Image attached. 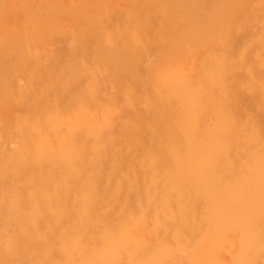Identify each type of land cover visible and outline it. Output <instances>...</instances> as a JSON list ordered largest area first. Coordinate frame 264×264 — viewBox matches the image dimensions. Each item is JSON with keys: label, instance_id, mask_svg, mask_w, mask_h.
Segmentation results:
<instances>
[{"label": "rangeland", "instance_id": "1", "mask_svg": "<svg viewBox=\"0 0 264 264\" xmlns=\"http://www.w3.org/2000/svg\"><path fill=\"white\" fill-rule=\"evenodd\" d=\"M262 8L258 0H0V264H93L116 241L126 264L158 256L161 264H264ZM170 73L188 79L194 95L188 135ZM108 103L119 104L112 137L102 132ZM134 106L158 128L136 163L120 135L141 140L125 130ZM91 122L100 126L93 133ZM69 143L75 163L57 156ZM44 146L51 156L37 160ZM121 154L132 160L116 175L104 156ZM100 166L109 168L108 199L92 216L79 195L50 209L30 192L37 181L53 191L55 177ZM142 171L144 194L129 183L133 207L117 208L115 179ZM82 233L83 250L73 244Z\"/></svg>", "mask_w": 264, "mask_h": 264}, {"label": "bare ground", "instance_id": "2", "mask_svg": "<svg viewBox=\"0 0 264 264\" xmlns=\"http://www.w3.org/2000/svg\"><path fill=\"white\" fill-rule=\"evenodd\" d=\"M141 1V0H140ZM211 1V0H210ZM249 1V0H248ZM256 1V0H255ZM259 3H263V8L262 11H264V0H258ZM148 3V2H147ZM172 3V2H171ZM169 3V4H171ZM143 4V3H142ZM146 4V3H145ZM149 4V3H148ZM147 4V5H148ZM248 4V3H247ZM146 5V6H147ZM163 6V4H161ZM207 5V4H206ZM211 5V4H209ZM213 5V4H212ZM160 6V5H159ZM185 8V7H184ZM213 8V7H212ZM211 8V9H212ZM242 8V7H241ZM144 10V9H143ZM185 10V9H184ZM146 11V10H145ZM148 11V10H147ZM157 12V11H156ZM159 12V11H158ZM174 12V10H173ZM247 12V11H246ZM146 13V12H145ZM148 13V12H147ZM151 13V12H150ZM154 13V11H153ZM244 13V12H243ZM152 15V13H151ZM149 15V16H151ZM154 15V14H153ZM156 15V14H155ZM180 15V14H179ZM190 15V14H189ZM234 16H237V13L234 12L233 13ZM177 17V16H176ZM175 17V18H176ZM147 18V17H146ZM161 18V17H160ZM239 18V17H238ZM153 19V18H152ZM177 19V18H176ZM201 19V18H200ZM223 19H225V15L223 17ZM142 20V19H141ZM148 20V19H147ZM155 20V19H154ZM173 20V19H172ZM171 20V21H172ZM163 21V20H162ZM170 21V22H171ZM201 21V20H200ZM202 22V21H201ZM160 24V23H159ZM164 24V21H163ZM173 24V23H172ZM175 24V23H174ZM136 26V25H135ZM157 26V24H156ZM157 28V27H156ZM166 28V27H165ZM172 28V27H171ZM174 28V26H173ZM210 28V27H209ZM208 28V29H209ZM211 29V28H210ZM236 29V28H235ZM241 29V28H240ZM153 30V29H152ZM162 30V29H161ZM171 30V29H170ZM154 32V31H153ZM158 34V33H156ZM155 35V34H154ZM153 35V36H154ZM185 35V34H184ZM233 35H237L236 32H233ZM93 40V39H92ZM161 40V39H160ZM237 40V39H236ZM149 42V41H148ZM190 42V41H189ZM238 42V41H236ZM171 43V42H170ZM188 43V42H187ZM231 43V42H230ZM181 44V43H180ZM199 44V43H198ZM145 45V44H144ZM167 46V44H166ZM169 46V45H168ZM167 46V47H168ZM178 46V45H177ZM92 47V46H91ZM162 47V46H161ZM180 47V46H179ZM184 47V46H183ZM84 48V47H83ZM143 48V47H142ZM178 49V48H177ZM166 50V49H165ZM180 50H182L180 48ZM179 50V51H180ZM83 51V49H82ZM93 51V50H92ZM157 50H155L156 52ZM159 51V50H158ZM172 51V50H171ZM146 52V50H145ZM177 53V52H175ZM114 54V53H113ZM158 54V53H157ZM156 54V55H157ZM92 55V54H91ZM139 55L140 51H139ZM154 55V53H153ZM236 55V54H234ZM88 56V55H87ZM166 56V55H165ZM155 57V56H154ZM66 58V57H65ZM74 58V57H73ZM156 58V57H155ZM144 61L146 60L145 57L143 56ZM150 59V58H149ZM148 59V60H149ZM154 60V58H153ZM159 60V59H158ZM157 60V61H158ZM62 61L64 62V60L62 59ZM155 61V60H154ZM154 63V62H153ZM40 64V63H39ZM68 64V63H67ZM207 65V64H206ZM158 66V65H157ZM109 67V66H108ZM45 68V67H44ZM47 69V67H46ZM217 69V68H216ZM178 70V69H177ZM179 71V70H178ZM94 72L97 75L96 78V83L95 86L96 89H100V91L102 92V78L99 75L98 70H94ZM149 72V71H148ZM56 75V74H55ZM54 75V77H56ZM129 75V74H128ZM150 75V74H149ZM111 76V75H110ZM127 76V75H126ZM147 76V74H146ZM163 76V75H162ZM95 77V76H94ZM153 77V76H152ZM166 77V76H165ZM171 77V78H170ZM155 78V77H153ZM179 78L177 76V74L175 73H170L169 77H167V81H166V85L169 86L173 92H175L177 95H179L181 101H182V115H181V120L183 118L186 117V120L184 122V126H185V132L186 135H188V132L191 130L190 127V115L193 111V107H194V95L193 93L190 91V83L188 81V79L185 80H181V82L179 83L178 79ZM98 79V81H97ZM143 79V78H142ZM146 80V79H145ZM174 80V81H173ZM86 81V80H85ZM144 81V80H143ZM173 81V82H172ZM123 82V81H122ZM152 83V82H151ZM108 84L111 86V83L108 82ZM113 84V83H112ZM147 84V83H146ZM154 84V83H153ZM145 85V84H144ZM212 85V84H210ZM99 86V87H98ZM181 87L180 90L179 88ZM210 87V86H209ZM213 87V86H212ZM210 87V88H212ZM109 88H105V90L108 91ZM149 89V87H148ZM75 90V89H74ZM76 91V90H75ZM78 91V90H77ZM106 91V92H107ZM142 91V90H141ZM154 91V90H153ZM3 95V94H2ZM73 95V94H72ZM76 95V93H75ZM125 96V95H124ZM153 96V95H152ZM166 96V95H165ZM89 97V96H88ZM164 97V96H163ZM157 98V97H156ZM177 101V100H176ZM124 102V101H123ZM167 102V101H166ZM175 102V101H174ZM236 102V101H235ZM134 103V102H133ZM171 103V102H170ZM63 104V103H62ZM167 104V103H166ZM212 105V104H211ZM146 107V106H145ZM119 108V104L115 105V104H107V107L105 109V121L104 123L109 122V125H107L106 127H104L102 129V132L104 134V136H109L112 132L111 131V127L114 126L113 124V120H112V112L114 109ZM137 108V106L133 107V115L131 116V118L128 120L127 123V129H125L126 131H128L129 133L133 132V131H137L141 137L140 141H136L137 143H135V140H132V137L129 136L126 137L125 133H120V135L123 136L122 140V148L125 150V152L127 150L133 152V155L135 154V156H133V160L135 161H140L142 154L145 153L144 151L146 150V146L148 145V142L151 139L152 133H156V131L158 132V128H156V125L154 124V128H153V121H152V115L149 114L148 112L145 111V109L143 108H139V110H135ZM207 115V114H206ZM78 117V116H76ZM171 122V121H170ZM52 124V123H51ZM175 124V123H174ZM91 132L93 133L94 131H97L100 126L97 124H92L91 122ZM76 127V123L73 124V129H75ZM122 127V126H121ZM160 127V125H159ZM66 129V128H65ZM129 129V130H128ZM161 129V128H160ZM163 129V128H162ZM125 132V131H124ZM126 132V133H128ZM166 132V131H165ZM114 135V133H113ZM128 135V134H127ZM111 136V135H110ZM112 137V136H111ZM165 137V136H164ZM156 138V136L154 137ZM157 140V139H156ZM91 142V141H90ZM161 142V141H160ZM120 143V144H121ZM176 144V142H175ZM118 145V144H117ZM150 145V144H149ZM151 147V146H150ZM153 147V146H152ZM182 147L185 148L187 151H189V148H191V145H189V143L187 142V136H186V141L182 144ZM42 150L37 154V160L39 159H44V160H48V157H50L51 155L49 154V152L47 151L46 146L41 147ZM105 150L109 147H104ZM112 148V147H111ZM156 148V147H155ZM70 149V143L69 144H64L61 148L57 147V156L60 155L62 157H64V159L68 162V163H75L73 156H69V151ZM108 152V151H107ZM93 154V153H92ZM131 156V155H130ZM129 155H125V154H121L120 158H117V156H104V161H105V165H107L108 167L112 164L116 170V175L120 174L121 172H125L127 167H128V163H130V161L132 159H130ZM91 159V158H90ZM97 158L91 159V160H87L85 161V163L89 166L92 165H96L97 166ZM189 161V160H188ZM103 162V161H102ZM186 163V162H185ZM130 165V164H129ZM32 167V166H31ZM47 167V166H46ZM94 168V167H93ZM95 169V168H94ZM108 171L109 168H107L106 166H100L99 170L96 172L93 171H86L85 173L82 174H75V175H68L65 174L62 178H54L55 179V184H54V190L53 191H46L44 189V186H41V181H37V186H31L30 188V192L32 193V195L35 196V202L38 206H40L41 208L44 207H50V209H53V205L55 204V201L57 199H61L62 200V208H69L70 206H72L73 204H75L77 202L76 197L79 195V197L81 198V206L83 207L84 213L87 215H94L97 211V209H99V205L106 199H108V192L109 190L107 188H105L106 183H107V176L105 173V171ZM129 170V169H128ZM127 170V171H128ZM185 170V169H184ZM189 169H187L185 172H187ZM55 171V170H54ZM148 171V170H147ZM176 171V170H175ZM181 171V170H180ZM29 172V171H28ZM46 172V170H45ZM53 172V171H52ZM179 172V171H178ZM223 172V171H222ZM140 173V171H139ZM147 173V172H146ZM188 173V172H187ZM54 174V172H53ZM185 174V173H184ZM110 175V174H108ZM182 176V174H181ZM117 177V176H116ZM42 179L44 180V177H42ZM152 179V178H151ZM148 179L145 178V174L141 173L140 176H136V175H128L127 177H117L114 181L115 185L117 187L116 190V201L118 202L117 204V208L119 207H123L125 210V205H127V207H133L132 205V201H134L133 196L132 195H127L126 190L129 189V183L132 184L133 188L131 190V193H134V195L137 193V195H143L144 194V184H146V181ZM183 180V178H182ZM187 180H185L184 182H186ZM51 182V181H50ZM180 182V181H179ZM183 182V181H182ZM52 185V184H51ZM181 185V184H180ZM187 186V185H186ZM86 188H88L89 192H83ZM110 189V188H109ZM2 190V189H1ZM108 190V191H107ZM182 191V190H181ZM3 192V190H2ZM44 192H50L49 195H43ZM4 193V192H3ZM111 194V193H109ZM26 195V194H25ZM199 195V194H198ZM3 194L0 193V197H2ZM127 196V197H126ZM126 197V198H125ZM112 199V194L109 197V201ZM218 199V198H217ZM28 200V199H27ZM213 200V199H212ZM211 200V201H212ZM32 201V200H31ZM138 201V200H137ZM143 201V199H142ZM203 201V200H202ZM58 202V201H57ZM174 202V201H173ZM256 202V201H255ZM139 203V202H138ZM60 204V203H59ZM204 204V203H203ZM80 205V204H79ZM172 206V205H171ZM124 215V213H123ZM51 216V215H50ZM124 217V216H123ZM219 217V216H217ZM109 218V217H108ZM227 219V218H226ZM114 220V219H113ZM207 221V220H206ZM264 221V220H263ZM53 222V221H52ZM88 223L91 224V228L93 229V225L91 222V219H88ZM202 223V222H201ZM206 223V222H205ZM227 223V222H226ZM180 225V224H179ZM197 225V224H196ZM204 226V225H203ZM260 226V225H259ZM88 227V226H86ZM218 227V226H217ZM261 227V226H260ZM95 234V233H94ZM83 233L80 235V240H76L73 242L74 245H79L82 246V250L86 248V239L83 238ZM197 235V233H196ZM95 236V235H94ZM93 236V237H94ZM172 237V236H171ZM124 238V237H123ZM122 238V239H123ZM195 238V237H194ZM239 238V237H238ZM263 239V238H262ZM235 240V239H234ZM194 243V242H193ZM192 243V244H193ZM60 244V243H59ZM108 247L106 248V253L105 255H102L100 257H97L96 259H92L93 260V264H95L97 262V264H108L110 261H113L114 264H126L125 260L122 259V255L120 253V250L118 248V241L114 242L111 245H107ZM193 247V246H192ZM226 247V246H225ZM19 251V250H18ZM190 252V250H189ZM61 256V255H60ZM146 256V255H145ZM59 257V256H58ZM161 256L156 257V263L157 264H161L162 259L160 258ZM187 258V257H186ZM64 259V257H63ZM140 259V258H139ZM33 260V259H32ZM147 260V259H146ZM87 264V263H85Z\"/></svg>", "mask_w": 264, "mask_h": 264}]
</instances>
